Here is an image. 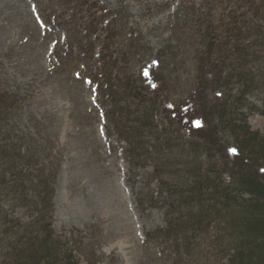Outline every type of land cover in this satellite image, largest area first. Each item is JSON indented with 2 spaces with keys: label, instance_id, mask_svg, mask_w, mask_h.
I'll return each mask as SVG.
<instances>
[{
  "label": "rangeland",
  "instance_id": "obj_1",
  "mask_svg": "<svg viewBox=\"0 0 264 264\" xmlns=\"http://www.w3.org/2000/svg\"><path fill=\"white\" fill-rule=\"evenodd\" d=\"M72 2L82 5L77 17L84 20L98 9L104 15L96 19L117 15L115 25L125 40L138 33L137 42L145 45V51L137 49L143 57L119 64L110 97L85 78L73 77L71 70H83L77 58L50 73L46 69L58 39L64 44L69 34L76 47L85 35L54 26L58 17H70ZM179 3L0 0V84L17 100L4 130L19 144L56 138L62 145L45 159L49 171L44 175L55 181L53 228L62 240H77L83 264H220L224 257L231 260L237 242L252 229L244 206L243 213L233 206L231 190L243 189V198L264 199V163H253L240 152L231 130L241 124L264 135V0L242 1L251 8L246 33L224 44L200 28L207 14L212 20V7L208 11L197 0L201 11L184 28L193 16H186L184 8L175 14ZM37 11L54 33L41 30ZM177 18L185 22L174 28ZM177 36L195 48H171ZM197 48L210 54L213 69L194 55ZM176 52L184 57L180 64L163 56ZM158 56L166 72L154 90L141 71ZM32 78L39 88H30L36 92L29 97ZM27 168L26 162L20 166ZM7 191L0 184V264H12L4 223L20 219L25 227L33 217L25 201L16 193L6 197ZM28 192L35 196L30 186Z\"/></svg>",
  "mask_w": 264,
  "mask_h": 264
},
{
  "label": "trees",
  "instance_id": "obj_2",
  "mask_svg": "<svg viewBox=\"0 0 264 264\" xmlns=\"http://www.w3.org/2000/svg\"><path fill=\"white\" fill-rule=\"evenodd\" d=\"M196 1L180 0L177 10L174 12L177 14L179 9L184 8L186 16H193L191 22L184 25V28H187L193 22L197 13L201 11L200 7H195ZM203 1L208 11H211V7L214 10L212 20L211 16L207 14L206 21L200 25V28L204 29V33L208 32L214 41L221 44L227 42L230 36L243 38L242 34L246 33V25L248 23L247 14L251 10L250 6L241 4L244 0ZM259 1L263 2V0ZM72 3H68V7H72L74 10L70 17H58L57 20L53 21L55 23L54 26H57L60 31L64 30L67 33L78 31L80 34H83L85 31V35L82 36L81 44L76 47L72 43L75 38L69 34L68 36H64V41L67 44H63L58 39L56 54L51 64L46 66V69L50 73L51 70L61 68L65 63H70L73 59L77 58V61L83 64V70L80 72L71 70L72 75L74 74L73 77H77V80H82V77L91 80L93 84L97 85L98 90H101L105 96L110 97L109 92L112 91L120 71L119 64L122 65L123 63L126 66L143 57L145 45L137 42L138 40L140 41L138 33H136V37L131 34L130 39L128 41L125 40L123 31L115 25L118 18L117 15L111 13L110 16L96 19L97 15H104L98 9L97 13H91L84 20L77 17V14L83 12V9H81L82 5L76 2ZM69 4H72V6ZM89 8L85 10L86 13ZM238 12L239 14L237 15ZM107 13L110 12L107 11ZM225 17L228 19V22H226ZM185 18H177L174 25L172 24L173 27L183 26ZM45 22L49 32L54 33V27L49 20L45 18ZM180 31L181 29L177 31V35ZM208 39H210L209 35ZM131 40L134 41L131 42ZM177 42L178 44L171 45L170 47L178 49L184 46L182 52H187V48L191 50L195 48L194 45L181 43V36H177ZM263 46L264 43L261 47ZM138 48H143L144 51L138 52ZM119 52L123 53L124 58L120 56ZM194 55L201 61L208 60V64L213 69V64L209 58L210 54H207L205 49H198V52L194 53ZM163 56L169 57L167 59L170 61L177 60L178 64L184 60V57L179 55V52L164 54ZM154 59L156 60L153 61L152 66H147L141 71V76L146 85L148 82L150 85L148 87L155 90L159 86L161 78L163 79L166 67H163L164 61L159 56ZM88 61V64L85 63ZM210 73H213V76L215 75V72L212 70ZM43 75L45 78L48 77L45 71ZM29 82L31 85L27 91L28 94H31L29 97H33L36 90H31L30 88H39V82L35 78L30 79ZM13 99L10 98L9 93L0 84V184L5 185L8 189L6 197H9L11 193H16L19 201H25L23 206L31 208L33 217L31 219L32 222L25 227L20 219H9L7 223H4L2 233L7 239L6 244L8 254L11 257V263L83 264L79 247L76 245L77 240L72 239L70 236L64 237L65 240H62L61 237L56 235L53 228L54 216L52 213L54 208L51 192L54 190L53 185L55 181L49 176L44 175L49 171V168L45 166V159L50 154L59 153L62 145H59L56 138L38 141L28 139L19 144L18 141L13 142L10 137H7L4 123L10 120L13 111L17 107L15 105L17 100L13 101ZM231 130L239 145V151L245 152L247 158L253 163H264V135L258 131H252L249 127L241 124L234 127L231 126ZM119 132L121 133L120 130ZM140 133L143 136V132ZM155 139L161 140L157 136ZM32 160H34V165L31 167ZM24 162L28 163L26 170L20 169V166ZM7 172H11L9 178L6 177ZM13 182L14 184H12ZM28 186L33 188L35 198L29 195ZM262 191L264 192V188H262ZM231 192L234 195V202L237 204L233 206H239L240 213H243L244 206L245 215L247 216V220L250 221L252 229L246 235L244 234L242 240L237 242L236 251L231 260L229 257H224L220 260V264H234L233 259L243 264H264V202H261L264 199L254 201L253 198H243V189L240 191L233 189ZM243 202L248 203L247 205L253 203L246 208ZM252 210H255L257 213ZM256 216H258L257 222L254 221ZM190 228L195 229L192 225Z\"/></svg>",
  "mask_w": 264,
  "mask_h": 264
},
{
  "label": "snow or ice",
  "instance_id": "obj_3",
  "mask_svg": "<svg viewBox=\"0 0 264 264\" xmlns=\"http://www.w3.org/2000/svg\"><path fill=\"white\" fill-rule=\"evenodd\" d=\"M196 126H198V127L201 126V122L197 121L196 122ZM229 152L232 153V154H238V150L235 149V148H230Z\"/></svg>",
  "mask_w": 264,
  "mask_h": 264
}]
</instances>
